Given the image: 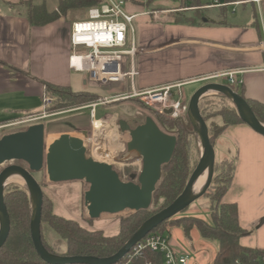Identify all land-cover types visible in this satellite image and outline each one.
I'll return each mask as SVG.
<instances>
[{
  "label": "crops",
  "instance_id": "1",
  "mask_svg": "<svg viewBox=\"0 0 264 264\" xmlns=\"http://www.w3.org/2000/svg\"><path fill=\"white\" fill-rule=\"evenodd\" d=\"M132 2L130 12L140 15L141 54L133 62L137 75L110 86L112 89L121 85L129 94L183 84L180 91L189 97L208 84L228 86L223 75L236 72L246 97L264 102V0H238L226 7L218 0L202 1V19L195 21L190 20L194 9H185V0ZM4 3L6 6L0 4V127L41 116L46 109L45 83L89 92L80 89L88 86L86 74L82 73L78 84L76 76L81 72L69 66L71 25L60 18L33 26L18 6ZM247 5L257 11L260 31L252 19L228 23L229 8ZM120 93L100 99L114 100L124 95ZM214 122L222 124L221 119ZM216 146L221 158L237 157L233 182L223 202L237 205L240 225L250 232L240 244L264 249V137L247 124H237L224 131Z\"/></svg>",
  "mask_w": 264,
  "mask_h": 264
},
{
  "label": "trees",
  "instance_id": "2",
  "mask_svg": "<svg viewBox=\"0 0 264 264\" xmlns=\"http://www.w3.org/2000/svg\"><path fill=\"white\" fill-rule=\"evenodd\" d=\"M31 1L11 6L26 4V10L23 13L33 26L46 25L56 21L65 17L70 10L85 9L88 11L103 3V0H59L56 10L49 12L45 4L35 5ZM248 1L252 2L253 0ZM235 2L238 0H218V4L222 7ZM202 7L205 5L201 0H185V9H194L190 18L192 21L202 19ZM253 24L260 31L257 11L254 12ZM44 85L46 98L53 101L50 108L53 112H57L59 109L69 110L90 106L101 100L98 95L92 92H74L70 87L48 83ZM228 86L243 98L256 119L264 125V102L247 98L244 85L228 84ZM129 100L144 105L138 99ZM199 111L208 126L209 138L213 146L228 127L245 124L235 104L223 94L203 97L199 101ZM154 116V121L163 132L176 136L177 146L171 162L162 169V178L153 194L150 208L120 218L118 234L107 236L102 230L88 229L77 220L55 214L47 207L48 200L44 194L41 239L48 252L61 257L110 258L131 240L146 221L171 206L184 192L195 170L193 154L199 155V143L194 133V127L188 114L177 118H173L169 114H155ZM216 119H221L222 124L214 122ZM236 161L237 157L215 162L213 178L206 192L212 203L211 221L195 216L177 215L164 222L155 231L167 235L170 229L181 227L185 238H190L191 234L197 231L204 240L216 241L218 249L212 264H260V260L264 257V249L248 248L240 244V239L248 236L250 232L240 225L237 205L223 202V198L233 182ZM133 175L137 176V174L130 173L127 182H135L137 178L133 180ZM4 201L10 217V233L0 250V264H48L38 256L33 244L31 194L27 187L6 186ZM87 221L92 223L89 219ZM44 223L65 243L66 250L62 255H58L47 244L42 232ZM167 236L171 240V236L169 234ZM147 260L152 261L153 264H163L160 257L155 254L147 253L142 263Z\"/></svg>",
  "mask_w": 264,
  "mask_h": 264
},
{
  "label": "water",
  "instance_id": "3",
  "mask_svg": "<svg viewBox=\"0 0 264 264\" xmlns=\"http://www.w3.org/2000/svg\"><path fill=\"white\" fill-rule=\"evenodd\" d=\"M216 92L228 97L236 106L241 119L252 130L264 137L261 124L247 103L229 86L208 84L200 88L188 105V117L194 127L200 150V160L193 171L184 192L175 202L154 215L134 234L131 240L114 256L106 259L93 257H61L48 252L41 239L43 191L33 178V174L46 170L48 180L53 184L86 182L89 190L84 195L90 220L100 219L102 215H119L126 211L137 213L150 208L153 194L162 178V169L168 165L175 153L177 138L163 132L153 118L147 117L142 125L132 129L124 121H119V129L128 133L131 141L127 144L129 152L142 159V170L136 182H124L114 167L94 161L86 154L85 140L87 130L64 127L57 130L50 145L46 143V127L43 123L29 126L24 131L4 135L0 138V167L11 161L23 162L27 168L10 166L0 173V250L10 233V217L4 201V181L11 173L18 174L31 194L32 222L31 234L38 256L48 264H116L142 239L155 231L167 220L182 213L195 200L203 196L210 187L215 167V151L208 126L199 111V101L208 93ZM171 115L172 111L168 110ZM200 145L204 148L202 153ZM209 171L202 191L191 196L194 184Z\"/></svg>",
  "mask_w": 264,
  "mask_h": 264
},
{
  "label": "rangeland",
  "instance_id": "4",
  "mask_svg": "<svg viewBox=\"0 0 264 264\" xmlns=\"http://www.w3.org/2000/svg\"><path fill=\"white\" fill-rule=\"evenodd\" d=\"M127 5H133L132 0H126ZM208 1L207 3L213 2V0H201ZM35 5L45 4L49 12L56 10L59 0H32L31 1ZM0 4L5 5L3 0H0ZM6 6V5H5ZM127 6V13L131 14L129 7ZM18 11L25 12L26 4H21L17 7ZM253 5L247 6H236L233 8H229L227 13V21L231 24L243 23L244 21H248L250 19L254 20V12ZM66 23L71 25L75 22L87 20L88 14L85 9H76L70 10L65 17ZM259 18V15H258ZM138 21V20H137ZM133 26L135 29L137 28V23L134 21ZM127 69V64L125 65V71ZM82 73L77 74L76 78L78 80V84L82 81ZM202 85V84H201ZM200 85V86H201ZM201 88V87H200ZM82 91L88 90L92 92L100 98H109L113 95V93L121 92L120 94H126L124 90H122V86H116V89L111 87L100 88L93 84H88L87 87L80 88ZM194 89V88H192ZM181 90V89H180ZM178 89L174 90L178 96L181 95V101H186L189 105V102L192 96H185L184 92ZM185 92H190L191 90L184 89ZM198 91V90H197ZM196 91V92H197ZM174 92V93H175ZM175 93V94H176ZM219 93L211 92L206 95L212 96ZM96 103V102H95ZM92 103V104H95ZM90 105V104H89ZM88 107V106H84ZM49 108H46L44 111V115L47 117L44 119L34 120L36 117H29L23 123H15L13 126L7 127L5 129L0 130V138L4 135L24 131L30 125L43 123L46 127V143L49 146L51 143V139L58 129L64 127H73V128H82L87 130V138L85 148L87 150V155L91 156L94 147V126L91 120V112L90 109H81V108H73L69 110H57V112H53ZM78 109V110H77ZM74 110V111H73ZM97 119L107 118L110 123L115 125L117 128L119 126V121H126L132 129L141 125L145 122L147 117H151L155 119V113L152 109H148L145 105H141L133 100H120L114 103H107L102 106H99L96 111ZM42 114V115H43ZM41 115V116H42ZM174 118V117H173ZM9 125V124H8ZM4 126V125H3ZM117 133V132H116ZM107 134V133H106ZM105 136V134H104ZM109 137V136H108ZM117 145L120 150H124L119 156V165L114 166L115 171L119 174L122 181L127 182L128 175L130 173L140 174L142 170V159L134 152H129L127 150V144L131 141V137L128 133H123L118 130L117 133ZM199 143V142H198ZM199 147V144H198ZM215 151V162H221V154L218 146L214 148ZM195 168L200 160V150L199 155L193 154ZM199 156V157H198ZM199 159V160H198ZM196 160V161H195ZM10 166H21L27 168V165L23 162L11 161L5 163L0 167V173L7 167ZM33 178L41 186L43 191V196L45 194L49 207V210H53V212L57 215L68 219H74L79 221L84 227L93 230H102L107 236L117 235L119 232L118 221L122 217H126L130 215L132 212L126 211L119 215H102L100 219L91 220L92 223H89L87 220L89 219L87 207L84 201V195L89 190V185L82 182H69V183H60L53 184L48 180V176L46 170L44 169L40 173L33 174ZM137 179L135 180V182ZM10 185H19L21 187H25L26 185L22 184H10ZM43 185V186H42ZM6 187V186H5ZM212 211V203L209 199L208 193L204 194L197 200H195L188 208H186L180 216H195L198 218H202L207 221H211V212ZM90 220V219H89ZM43 236L47 241V244L51 247L54 252L58 255H62L66 246L65 243L59 239V237L50 229V227L44 223L42 225ZM168 234L171 236V244L175 250L180 251L186 255H188L193 264H212L215 253L218 249V243L216 241H207L204 240L197 231H194L190 238H185L183 235V229L181 227L170 229ZM167 234V235H168ZM54 255V254H53ZM56 256V255H55Z\"/></svg>",
  "mask_w": 264,
  "mask_h": 264
},
{
  "label": "built area",
  "instance_id": "5",
  "mask_svg": "<svg viewBox=\"0 0 264 264\" xmlns=\"http://www.w3.org/2000/svg\"><path fill=\"white\" fill-rule=\"evenodd\" d=\"M3 1L10 5H17L29 0ZM253 1L258 3L260 0ZM127 6L126 0H103V3L87 11V20L72 24L70 43L73 52L69 59V66L76 72L85 73L88 84L108 88L114 84L122 83L126 78L133 79L137 75L133 62L141 54L138 46L140 15L127 13ZM134 21L137 23L136 29L133 26ZM129 60L131 70L125 71V65ZM236 75V72H228L223 76L227 78L229 85H242V81L236 79ZM182 86L183 84H178L154 90H133L131 93L124 94L114 100L103 99L88 106L87 109H90L91 120L95 129L93 134L95 148H93L92 155L87 156L96 162L106 163L114 167L119 165V156L124 152L118 146L115 147L118 143L117 140L111 143L112 139L108 137L105 131L96 130L95 123L97 120L109 122L107 118L97 119L96 111L99 106L135 98L147 108L152 109L155 114H167V111L171 110L172 117H183L188 113V105L182 102L181 95L178 96L174 91L178 89L179 92ZM52 102L51 99L46 98L45 107L49 108ZM46 117L43 114L31 121ZM110 125L118 133L119 126L117 128L112 123ZM10 126L13 124L1 126L0 130ZM88 140L86 138L85 143ZM147 253L159 256L163 264H193L188 255L174 249L166 234L157 231L151 232L136 243L126 256L116 264H153L149 260L142 263ZM260 264H264V257L260 260Z\"/></svg>",
  "mask_w": 264,
  "mask_h": 264
},
{
  "label": "bare ground",
  "instance_id": "6",
  "mask_svg": "<svg viewBox=\"0 0 264 264\" xmlns=\"http://www.w3.org/2000/svg\"><path fill=\"white\" fill-rule=\"evenodd\" d=\"M96 125V130L103 132L105 131L109 138H111V143L115 142L118 138H117V133H116V129L112 128L110 123L107 122H103V121H96L95 123ZM201 151L202 153L204 152V148L200 145ZM209 175V171H206L203 176H201V178H199V180L194 184L192 191H191V196L195 197L197 196L202 189L204 188L206 182H207V178ZM10 184H22L25 185L24 180L16 173H11L6 177V180L4 181V186H8ZM0 227H1V222H0Z\"/></svg>",
  "mask_w": 264,
  "mask_h": 264
},
{
  "label": "flooded vegetation",
  "instance_id": "7",
  "mask_svg": "<svg viewBox=\"0 0 264 264\" xmlns=\"http://www.w3.org/2000/svg\"><path fill=\"white\" fill-rule=\"evenodd\" d=\"M139 126V125H138ZM136 128V127H135Z\"/></svg>",
  "mask_w": 264,
  "mask_h": 264
}]
</instances>
